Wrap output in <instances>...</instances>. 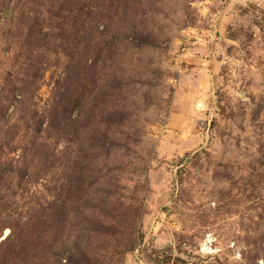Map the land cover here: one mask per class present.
Wrapping results in <instances>:
<instances>
[{
    "label": "rangeland",
    "instance_id": "1",
    "mask_svg": "<svg viewBox=\"0 0 264 264\" xmlns=\"http://www.w3.org/2000/svg\"><path fill=\"white\" fill-rule=\"evenodd\" d=\"M0 264H264V0H0Z\"/></svg>",
    "mask_w": 264,
    "mask_h": 264
}]
</instances>
